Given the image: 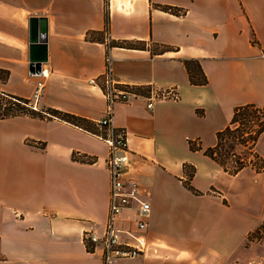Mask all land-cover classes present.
Wrapping results in <instances>:
<instances>
[{
  "label": "crops",
  "instance_id": "crops-1",
  "mask_svg": "<svg viewBox=\"0 0 264 264\" xmlns=\"http://www.w3.org/2000/svg\"><path fill=\"white\" fill-rule=\"evenodd\" d=\"M41 31L47 61L32 75L31 39ZM157 44L171 49L157 55ZM109 59L114 82L137 95L116 104L114 124L127 132V176L152 207L146 252L118 264H259L238 254L251 231H241L229 195L236 176L205 151L236 108H264V0H0V70L10 74L0 94L89 121L85 129L49 115L0 120V264H103V248L90 251L84 232L94 224L103 235L108 220L109 147L96 123L107 112ZM190 59L206 86L191 84ZM168 91L178 99L160 97ZM185 165L196 168L197 193ZM136 211L117 227L135 232Z\"/></svg>",
  "mask_w": 264,
  "mask_h": 264
},
{
  "label": "built area",
  "instance_id": "built-area-1",
  "mask_svg": "<svg viewBox=\"0 0 264 264\" xmlns=\"http://www.w3.org/2000/svg\"><path fill=\"white\" fill-rule=\"evenodd\" d=\"M111 60H107L104 74V92L108 106L106 115L96 125L99 128L98 138L109 147L107 167L110 173V202L105 233L99 235L94 224H90L84 232V241L90 251L96 247L103 248V264H118L119 260L141 257L146 252L148 241L146 232L149 229L151 204L142 199L138 182L128 177L130 167V150L126 130L114 124V110L118 103H128L137 95L127 89L120 88L112 76ZM91 83L95 84L96 81ZM44 89V83L37 84L34 101H38ZM161 98L178 99L175 91L163 93ZM148 108L152 109L153 99H149ZM35 109L36 108V105ZM136 205V231H125L117 227L123 212Z\"/></svg>",
  "mask_w": 264,
  "mask_h": 264
},
{
  "label": "trees",
  "instance_id": "trees-1",
  "mask_svg": "<svg viewBox=\"0 0 264 264\" xmlns=\"http://www.w3.org/2000/svg\"><path fill=\"white\" fill-rule=\"evenodd\" d=\"M159 7L163 10H170L173 13H181L179 12V10H175L171 7ZM88 38L90 41H101V37L99 35L97 37L92 35ZM120 45L122 47L131 49L147 48V44L145 42H123ZM155 47L157 48V50H153V52L157 55L164 54L171 49L169 47L160 46L158 44ZM184 65L187 69L192 85L206 86L209 83L200 61L194 59L185 60ZM9 75L10 74L8 71L0 70V79L3 82L8 80ZM139 91H141L142 93H146L145 90L143 91L139 89ZM47 115L67 121L85 129H87L89 126V121L78 118L76 116L53 109H35V106L27 99L0 94V120L19 116L44 118ZM98 133L99 131L97 132V134ZM263 134L264 108H261L255 104L240 106L235 109L230 124L225 129L217 133L216 145L207 149L205 151V155L219 164L223 168V170L230 176H236L248 167H251L257 173H262L264 172V159L256 151V146ZM191 149H197L195 144H191ZM242 149H246L247 151H249L252 159L245 158L244 156L242 157V154H239L237 152L238 150ZM185 174L187 177L185 185L188 187V189L197 193V191L191 185V181L196 174V168L194 166L185 165ZM256 232L258 234L257 239L262 238V236L264 235V222L256 230ZM250 238L251 235L248 237V241L250 240Z\"/></svg>",
  "mask_w": 264,
  "mask_h": 264
},
{
  "label": "rangeland",
  "instance_id": "rangeland-1",
  "mask_svg": "<svg viewBox=\"0 0 264 264\" xmlns=\"http://www.w3.org/2000/svg\"><path fill=\"white\" fill-rule=\"evenodd\" d=\"M257 151L264 159L260 153L261 151L264 152V141H262ZM237 152L242 154V157L252 159L246 149L238 150ZM228 180L229 195L239 214L241 231H251L247 236L251 235L250 240L248 241L246 238V248L239 251L238 254L243 258L249 259L248 262L264 264V235L262 238L257 239L258 234L256 232L264 222V172L258 174L248 168L236 175V177H229ZM221 183L226 187V182L221 180Z\"/></svg>",
  "mask_w": 264,
  "mask_h": 264
},
{
  "label": "water",
  "instance_id": "water-1",
  "mask_svg": "<svg viewBox=\"0 0 264 264\" xmlns=\"http://www.w3.org/2000/svg\"><path fill=\"white\" fill-rule=\"evenodd\" d=\"M46 34L41 31V38L32 35L31 39V63L32 75H40L42 72V64L47 61V44Z\"/></svg>",
  "mask_w": 264,
  "mask_h": 264
}]
</instances>
